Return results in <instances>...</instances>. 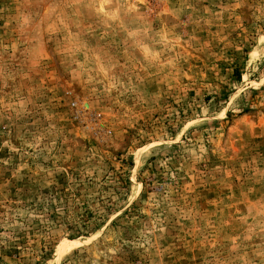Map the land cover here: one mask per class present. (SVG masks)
Wrapping results in <instances>:
<instances>
[{
  "label": "rangeland",
  "instance_id": "1",
  "mask_svg": "<svg viewBox=\"0 0 264 264\" xmlns=\"http://www.w3.org/2000/svg\"><path fill=\"white\" fill-rule=\"evenodd\" d=\"M70 241L264 264V0H0V264Z\"/></svg>",
  "mask_w": 264,
  "mask_h": 264
},
{
  "label": "bare ground",
  "instance_id": "2",
  "mask_svg": "<svg viewBox=\"0 0 264 264\" xmlns=\"http://www.w3.org/2000/svg\"><path fill=\"white\" fill-rule=\"evenodd\" d=\"M143 152H144V149L137 153V158H136L137 162H139L140 155ZM139 187L141 188V185H139ZM75 243H76L75 241H70V242H67L64 246H62L57 253V258L54 264H59L61 259L74 247Z\"/></svg>",
  "mask_w": 264,
  "mask_h": 264
}]
</instances>
